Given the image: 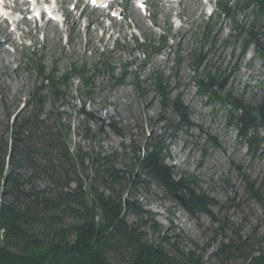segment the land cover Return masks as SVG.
I'll return each mask as SVG.
<instances>
[{"label": "rangeland", "instance_id": "1", "mask_svg": "<svg viewBox=\"0 0 264 264\" xmlns=\"http://www.w3.org/2000/svg\"><path fill=\"white\" fill-rule=\"evenodd\" d=\"M59 1L67 15L64 28L51 24L54 28L46 32L23 26L13 41L12 31L0 27V43L6 37L17 45L13 59L5 44L2 55L7 57L0 62V137L10 138L9 126L26 113L33 91L48 86L42 79L52 69L58 78L75 69L69 84L61 89L62 99L54 102L48 88L42 93L46 101L43 119L53 118L56 112L64 117L63 123L72 129V152L81 147L104 156L115 154L123 168L129 165L134 149L161 142L166 164L178 179L190 178L196 192L208 194L217 203L212 217L191 218L178 199L152 187L149 194L139 193L141 213L127 216L130 226L140 228L148 243L157 245L167 238L206 264H217L214 255L237 237L264 252V209L247 187V182L255 184L264 198V158L248 157L237 130L228 127L229 108L200 95L198 87V82L220 77L221 87L213 84L211 92L231 93L247 104L264 105L261 47L245 49V32L253 25L257 26L255 34L258 29L255 10L242 12L244 0H210L215 13L209 18L202 0H182L174 7L150 2L148 18L137 15L124 0H116L113 7L120 18L106 21L105 13L87 11L84 3L72 13L77 0ZM224 4L229 12L222 14ZM21 35L27 36L22 46ZM197 57L201 64L194 63ZM37 65L47 69L45 75L37 73ZM80 73L92 80L90 96ZM158 76L168 86L166 108L155 87ZM120 78L123 85L117 86ZM177 98L189 111L185 118L189 128L182 126L171 109Z\"/></svg>", "mask_w": 264, "mask_h": 264}, {"label": "trees", "instance_id": "2", "mask_svg": "<svg viewBox=\"0 0 264 264\" xmlns=\"http://www.w3.org/2000/svg\"><path fill=\"white\" fill-rule=\"evenodd\" d=\"M244 1L240 10L252 7L258 21L256 34V25L245 32V49L260 46L258 55L264 60V0ZM228 9L224 4L222 12L228 13ZM201 62L200 57L194 60L196 65ZM46 72L37 65L40 76ZM74 72L58 78L52 69L42 79L48 86L33 91L26 113L9 126L10 138L0 137V264H206L167 238L157 245L148 243L141 229L126 220L129 214L140 215L139 193L149 194L152 187L178 199L191 218L212 217L211 210L217 206L208 194L195 191L196 184L190 178L178 179L166 164V148L161 142L154 141L147 149H134L129 165L119 168L115 154L104 156L81 147L72 152L71 126H65L58 112L53 118L43 119V91L48 88L54 102L62 99L65 93L61 89L69 84ZM79 75L87 94L92 95L91 78ZM116 82L122 84L123 79ZM222 82L220 77L198 82L200 95L228 107V127L237 130L248 157L264 158V105L247 104L231 93L211 92L213 84L220 88ZM155 84L161 105L166 108L170 103L168 86L161 76L156 77ZM171 105L182 126L189 128L185 119L188 109L179 98ZM111 128L122 136L116 127ZM212 142L219 147L215 139ZM247 187L264 209L260 190L250 182ZM213 261L264 264V252L248 239L237 237L222 246Z\"/></svg>", "mask_w": 264, "mask_h": 264}, {"label": "bare ground", "instance_id": "3", "mask_svg": "<svg viewBox=\"0 0 264 264\" xmlns=\"http://www.w3.org/2000/svg\"><path fill=\"white\" fill-rule=\"evenodd\" d=\"M17 2L19 1V0H16ZM17 2H16V4H17ZM16 9H19L18 8V6L16 7ZM59 13H61V11H59ZM48 24V23H47ZM8 22H7V20H5L4 22H3V26L4 27H8ZM46 26V25H45ZM52 28H54L52 25H51V23H49L48 24V26L46 27V28H42V29H44L46 32H48V30L49 29H52ZM9 37H11L12 39H13V32H11L10 34H9ZM27 36H24L23 38H26ZM12 39H10V40H12ZM7 41V40H6ZM7 42H9V43H11V41H7ZM4 51V45L2 44V43H0V62L2 63V59H5L7 56H4L3 57V55H2V52ZM17 53H15L14 55H12V57H13V59H15V55H16ZM11 57H9L8 59H7V61L8 62H11Z\"/></svg>", "mask_w": 264, "mask_h": 264}]
</instances>
